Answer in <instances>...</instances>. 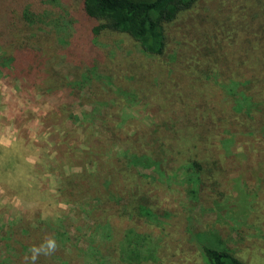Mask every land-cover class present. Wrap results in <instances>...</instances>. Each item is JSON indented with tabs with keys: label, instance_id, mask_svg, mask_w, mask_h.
Here are the masks:
<instances>
[{
	"label": "rangeland",
	"instance_id": "rangeland-1",
	"mask_svg": "<svg viewBox=\"0 0 264 264\" xmlns=\"http://www.w3.org/2000/svg\"><path fill=\"white\" fill-rule=\"evenodd\" d=\"M82 1L0 0L17 57L0 70V264H206L199 241L264 264V0H198L162 55L92 36Z\"/></svg>",
	"mask_w": 264,
	"mask_h": 264
},
{
	"label": "trees",
	"instance_id": "trees-1",
	"mask_svg": "<svg viewBox=\"0 0 264 264\" xmlns=\"http://www.w3.org/2000/svg\"><path fill=\"white\" fill-rule=\"evenodd\" d=\"M198 0H83L81 15L91 22L92 36L98 37L103 31L125 32L140 44L142 50L150 55H162L167 44V25L175 20L181 12H185ZM22 17L29 25L35 24L39 13L31 7L22 10ZM17 57L0 54V70L12 75ZM244 92V91H243ZM245 93V92H244ZM260 101V100H259ZM151 159L146 154H133L134 163H144ZM184 167L188 171L190 183H199L202 164L195 158ZM132 209L141 215L153 216V211L142 204L133 205ZM130 244L129 247H131ZM206 264H244L243 261L229 250L217 247L205 241H199ZM129 257L136 255V248H130Z\"/></svg>",
	"mask_w": 264,
	"mask_h": 264
},
{
	"label": "clouds",
	"instance_id": "clouds-1",
	"mask_svg": "<svg viewBox=\"0 0 264 264\" xmlns=\"http://www.w3.org/2000/svg\"><path fill=\"white\" fill-rule=\"evenodd\" d=\"M55 248H56L55 240L49 239L46 242L45 246L33 249V257H32V259L35 260L37 258V255H39L42 251L45 252V254H47V253H50L51 251H54Z\"/></svg>",
	"mask_w": 264,
	"mask_h": 264
}]
</instances>
